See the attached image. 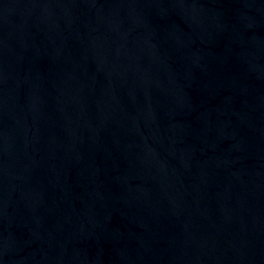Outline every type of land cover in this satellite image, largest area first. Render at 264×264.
<instances>
[{
  "label": "water",
  "instance_id": "1",
  "mask_svg": "<svg viewBox=\"0 0 264 264\" xmlns=\"http://www.w3.org/2000/svg\"><path fill=\"white\" fill-rule=\"evenodd\" d=\"M0 264H264V0H0Z\"/></svg>",
  "mask_w": 264,
  "mask_h": 264
}]
</instances>
